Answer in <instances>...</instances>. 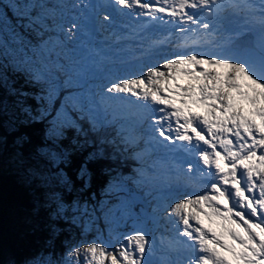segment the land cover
<instances>
[{"label": "snow or ice", "instance_id": "snow-or-ice-1", "mask_svg": "<svg viewBox=\"0 0 264 264\" xmlns=\"http://www.w3.org/2000/svg\"><path fill=\"white\" fill-rule=\"evenodd\" d=\"M0 47V264H264V0H0Z\"/></svg>", "mask_w": 264, "mask_h": 264}, {"label": "trees", "instance_id": "trees-1", "mask_svg": "<svg viewBox=\"0 0 264 264\" xmlns=\"http://www.w3.org/2000/svg\"><path fill=\"white\" fill-rule=\"evenodd\" d=\"M49 1L46 0L45 3L48 4ZM4 2L6 3L7 0H4ZM22 2H29V0H22ZM40 35V33L30 30L26 38L34 45L40 44L41 39H47V34H44L43 37ZM13 47L17 46L13 45ZM45 54H48L47 51H45ZM3 55V48L0 47V62L3 61ZM57 55V52H52L53 58ZM9 83L13 87H28L19 73L10 74ZM4 96V88L0 85V99H4ZM10 99L11 97L9 96L8 100ZM28 103L34 104V101L29 99ZM127 169L130 170L129 168ZM15 215L23 216L24 218L27 216V199L24 195V190L14 176L0 173V247H6L19 258L37 251L40 244L38 236L28 232L26 222L18 221L16 224L13 219Z\"/></svg>", "mask_w": 264, "mask_h": 264}, {"label": "rangeland", "instance_id": "rangeland-1", "mask_svg": "<svg viewBox=\"0 0 264 264\" xmlns=\"http://www.w3.org/2000/svg\"><path fill=\"white\" fill-rule=\"evenodd\" d=\"M56 2L54 3L53 1H52V3L51 4H49V5H54V4H57L58 2H60V0H55ZM44 2H45V0H44ZM66 2L67 3H83V4H88V3H94L95 2V0H66ZM140 20V19H139ZM125 23H128V21L125 19ZM132 26H135V25H132ZM111 29H109V31H110ZM102 35L103 34H106V33H103V31H102V33H101ZM134 115L133 114H130V115H128V119L131 121V120H135L134 119ZM135 165H132V167H134ZM137 210V209H136ZM13 219L15 220V222H16V224H17V222L19 221V222H21V221H23V222H26V220H27V216H25V218L23 217V216H18V215H15V216H13ZM122 230H125V231H127V229H122ZM107 235V233H105V236ZM156 243H157V245L161 248V250H163L165 247H166V245H167V241H164L163 243H161V241H160V239H159V236H157V238H156ZM165 257H163V256H161V257H159V259H161V260H163Z\"/></svg>", "mask_w": 264, "mask_h": 264}, {"label": "bare ground", "instance_id": "bare-ground-1", "mask_svg": "<svg viewBox=\"0 0 264 264\" xmlns=\"http://www.w3.org/2000/svg\"><path fill=\"white\" fill-rule=\"evenodd\" d=\"M45 1H46V0H45ZM40 36H41V35H40ZM45 39H46V38H45ZM45 39H44V40H45ZM41 40H42V39H41ZM33 41H34V40H33ZM36 41H37V39H36ZM129 115H130V114H129Z\"/></svg>", "mask_w": 264, "mask_h": 264}]
</instances>
